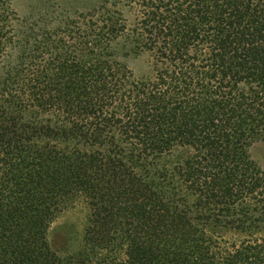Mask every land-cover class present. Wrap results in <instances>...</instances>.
<instances>
[{"label": "trees", "instance_id": "1", "mask_svg": "<svg viewBox=\"0 0 264 264\" xmlns=\"http://www.w3.org/2000/svg\"><path fill=\"white\" fill-rule=\"evenodd\" d=\"M9 2L0 264H264V0H99L59 41ZM77 207L82 230L53 229Z\"/></svg>", "mask_w": 264, "mask_h": 264}, {"label": "rangeland", "instance_id": "2", "mask_svg": "<svg viewBox=\"0 0 264 264\" xmlns=\"http://www.w3.org/2000/svg\"><path fill=\"white\" fill-rule=\"evenodd\" d=\"M96 1L98 2L99 0H10L8 8L11 11V22L16 32L21 29L23 24L27 26L37 24V29L40 30L37 34L41 35L44 32H48L53 35L54 41H59L65 36L69 21L74 19V14L86 12L84 10H88ZM126 19L127 23L131 25L134 20V15L128 13ZM16 32L13 33L15 37L12 36V43L8 45V47L15 55H19L21 50L20 46H24L25 38H21ZM42 38L43 36H41L39 40ZM33 42L32 40L31 43ZM29 48L32 47L29 46ZM123 55L125 56H122L121 61L126 65L128 70L133 73L135 79L146 80L153 75L148 55ZM6 69L7 64L1 61L0 75H2ZM27 77L28 79L32 78V74L28 72ZM28 87L30 86L25 88L15 87L13 90L17 91L18 95H23V93H25V95H23L25 99L30 97L34 98L32 91L35 90ZM250 154L252 159L264 171V143L258 142L254 144L250 149ZM84 222L85 217L82 208L77 207L64 213L59 220L55 222L53 229L59 231L58 229L61 228L72 227L75 230H82ZM262 237L264 238V234H262Z\"/></svg>", "mask_w": 264, "mask_h": 264}]
</instances>
